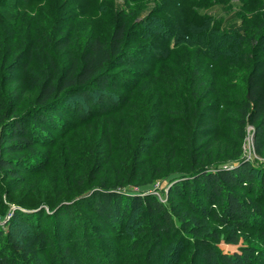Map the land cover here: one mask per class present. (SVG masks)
<instances>
[{
  "label": "rangeland",
  "instance_id": "obj_1",
  "mask_svg": "<svg viewBox=\"0 0 264 264\" xmlns=\"http://www.w3.org/2000/svg\"><path fill=\"white\" fill-rule=\"evenodd\" d=\"M22 12V30L40 24L49 30L58 17L78 40L90 34L107 37L119 19L137 23L147 16L154 20L152 25L158 19L171 21L178 30L188 25L195 28L200 22L208 31L232 28L235 33L248 34L264 23V0H37L25 5ZM7 26L0 23V30ZM132 40V47L146 42L137 36ZM169 41V51L155 65L149 60L139 62L147 57L139 54L133 64L119 68L137 84L133 93H124L127 104L120 112L93 117L86 124L74 121L64 138L56 136V147L39 144L33 154L49 162L35 173L15 166L23 177L21 185L1 173L0 229L11 231L22 222L27 225L22 230L25 234L34 230L31 225L39 226L50 241L37 255L39 264H199L197 256H192L193 239L187 224L192 217L207 221L208 229L219 235L218 239H207L226 252L244 245L260 247L263 252L256 261L264 264V219L260 220L262 227L241 229L238 243H231L227 238L233 235L232 227L216 223L212 211L208 217L201 212V208H211L199 186L183 196L171 192L175 185L184 186L172 165L177 160L188 163L192 154L207 158L209 165L234 155L233 161L243 158L252 163L258 181L264 175V154L254 150L252 126L246 124L244 136L239 138L232 122L235 106L228 104L244 87L248 65L242 55L246 47L237 45L213 56L198 46L197 38L182 39L175 46L173 39ZM1 43L0 92L3 90V100L7 101L13 100L11 93L18 89L14 81L18 72L11 73L14 77L10 79L5 76L8 72L1 60L5 50ZM194 90L199 96L208 91L203 103L214 104L219 110L217 122L211 116L213 109L203 108L191 96ZM197 116L198 128H210L205 138V132L197 131ZM186 136H191L193 153L188 151ZM138 144L143 147L141 152ZM0 155L20 154L0 150ZM114 180L123 181L121 189L127 194L149 193L162 201L171 213L172 231L167 236L158 234L154 219L140 211L112 227L95 214L89 200L73 203L102 183L115 185ZM240 195L259 202L264 210V194L255 198L254 191L246 190ZM65 203L76 206L71 217L59 207L54 210ZM21 207L40 209L32 212L18 209ZM53 253L57 255L53 257Z\"/></svg>",
  "mask_w": 264,
  "mask_h": 264
},
{
  "label": "trees",
  "instance_id": "obj_2",
  "mask_svg": "<svg viewBox=\"0 0 264 264\" xmlns=\"http://www.w3.org/2000/svg\"><path fill=\"white\" fill-rule=\"evenodd\" d=\"M32 1L37 2L5 0L0 3V23H8L0 30L2 49H5L1 60L8 72L5 76L10 79L14 77L11 73L18 72L14 80L18 89L11 93L14 101L3 100L4 92H0V150L11 155L20 154L14 157L0 155V176L3 173L21 185L23 177L17 170L19 166L35 173L49 162L48 158L38 159L33 154L39 144L56 147V136L64 138L74 121L86 124L93 117L120 112L127 104L124 93H133L137 84L121 74L119 68L133 64L139 54H147L139 62L149 60L155 65L169 51V40L172 39L175 46L182 39L197 38L198 46L212 52L213 56L237 45L246 47L242 55L243 62L248 65L244 87L242 92H235L228 104L235 106L232 122L239 130L238 137L244 136V126L250 124L254 150L258 155L264 154V23L243 34L235 33L232 28L208 31L200 22L195 28L188 25L178 30L173 27L177 24L171 21L158 19V23L152 25L151 16L137 23L122 18L114 23L107 37L90 34L78 40L58 17L49 30L42 24L33 29L19 28L22 9L33 4ZM132 36L146 42L132 47ZM160 40L162 43H158ZM143 45L145 47L141 49ZM193 92L191 96L203 104V108L213 109L211 116L217 122L219 110L214 104L203 103L208 91H202L200 96L196 95L199 91ZM23 102L25 107L20 106ZM196 119L197 131L205 132L202 135L205 138L210 128H198L199 116ZM184 141H189L186 144L190 145L191 136H186ZM138 148L141 152L143 147L138 144ZM27 151L29 153H24ZM188 151L193 153L191 145ZM190 157L188 163L173 161L172 168L179 172L184 186L175 185L171 192L183 196L199 186L211 208L209 211L201 208L204 216L208 217L212 211L216 223L232 227L233 235L227 238L228 242L238 243V232L244 227L262 225L260 220L264 219V210L261 204L240 195L246 190L254 191L255 198L264 194V175L258 181L252 163L243 158L233 161L234 155L225 156V160L214 165H209L208 159L202 156L195 158L192 154ZM114 182L111 186L102 183L73 203L78 205L89 200L95 214L112 227L120 226L130 214L140 211L143 216L154 219L158 234L167 236L172 231L171 213L155 195L127 194L121 189L123 181ZM58 207L71 217L76 206L65 203L54 210ZM187 224L193 239L192 256H197L199 264H257L256 258L262 255L263 249L250 245L226 252L207 239H218L219 235L208 229L206 220L192 217ZM25 225L21 222L11 231L0 229V264H39L37 255L49 245V238L36 225H31L34 230L30 233H22ZM55 255L57 253H53V257ZM61 260L58 259L60 263Z\"/></svg>",
  "mask_w": 264,
  "mask_h": 264
},
{
  "label": "water",
  "instance_id": "obj_3",
  "mask_svg": "<svg viewBox=\"0 0 264 264\" xmlns=\"http://www.w3.org/2000/svg\"><path fill=\"white\" fill-rule=\"evenodd\" d=\"M38 209H40V207L39 208H34V209H29V210L34 211V210H38Z\"/></svg>",
  "mask_w": 264,
  "mask_h": 264
}]
</instances>
